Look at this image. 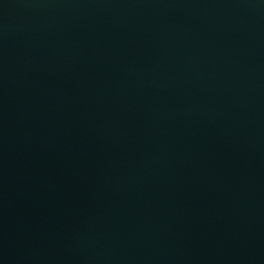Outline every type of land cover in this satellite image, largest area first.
I'll return each mask as SVG.
<instances>
[{"label":"water","instance_id":"obj_1","mask_svg":"<svg viewBox=\"0 0 264 264\" xmlns=\"http://www.w3.org/2000/svg\"><path fill=\"white\" fill-rule=\"evenodd\" d=\"M0 264H264V0H0Z\"/></svg>","mask_w":264,"mask_h":264}]
</instances>
